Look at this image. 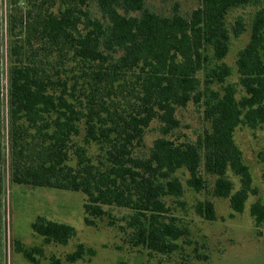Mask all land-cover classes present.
<instances>
[{
	"label": "trees",
	"instance_id": "obj_1",
	"mask_svg": "<svg viewBox=\"0 0 264 264\" xmlns=\"http://www.w3.org/2000/svg\"><path fill=\"white\" fill-rule=\"evenodd\" d=\"M259 2L202 0L185 16L178 4L162 14L146 0H96L98 16L87 0H11L6 99L0 71V157L6 109L11 180L84 192L87 223L103 217L104 206L131 208L128 242L150 254L174 252L189 232L167 201L184 204L178 171L196 192L208 183L204 172L213 176L214 195L229 198L232 215L243 212L258 189L235 131L264 123V5L238 53L237 83L229 81L234 72L225 58L233 35L248 27L242 17L230 26L228 15ZM190 102L201 104L210 122L196 140L176 136L177 111ZM153 121L160 134L140 153ZM258 157L264 165V150ZM229 171L239 177L236 190ZM2 179L0 169V185ZM194 208L206 219L216 216L212 200ZM250 213L259 226L264 203H252ZM31 227L46 243L65 245L76 235L74 226L42 216ZM17 251L34 264L44 256L40 246L18 244ZM95 253L80 243L49 264Z\"/></svg>",
	"mask_w": 264,
	"mask_h": 264
},
{
	"label": "rangeland",
	"instance_id": "obj_2",
	"mask_svg": "<svg viewBox=\"0 0 264 264\" xmlns=\"http://www.w3.org/2000/svg\"><path fill=\"white\" fill-rule=\"evenodd\" d=\"M10 2L11 0H0L2 21L0 71L5 99L9 86ZM201 3L202 0H146L147 7L162 14H170L178 4L180 12L185 16H189ZM87 5L93 13L100 16L96 0H87ZM263 5L264 0H260L258 5L238 7L231 10L228 15L230 26L236 18L242 17L248 27L240 36L232 37L230 50L225 58L234 72L229 81L237 83L239 80L236 64L238 53L250 39L249 24L254 12ZM237 86L241 90V86ZM177 115L180 126L176 136L181 139L196 140L199 134L210 127L201 104L190 102L186 107L179 108ZM3 117L5 120L2 129L3 152L0 157L3 177L0 185V264H34L17 251L18 244L25 248L42 247L44 256L41 257L40 264H49L52 256L64 260L65 256L73 252L80 243L94 248L95 255H87L84 259L67 264H264V222L256 225L250 213L252 203L257 200L264 203V165L258 157L259 152L264 150V123L255 129L241 125L235 131V141L243 152L244 162L250 168L253 186L258 189L256 195H249L244 211L232 215L229 198L214 195L213 176L204 172L208 183L205 189L196 192L186 184L188 174L185 171H178L185 186V194L180 198L184 204L181 205L170 197L167 201L172 207L171 214L185 225L189 232L186 237L179 239L180 248L174 252L150 254L148 249L132 246L128 242L132 231L128 225V219L133 212L131 208L104 206L106 214L98 218L89 217L93 223H87L84 192L12 181L6 109ZM159 134V123L153 121L147 128L144 143L138 151L148 152ZM229 176L234 181L235 190L238 189L239 177L232 171H229ZM199 200L214 202L216 210L214 219L209 220L197 214L194 206ZM39 216L74 226L76 235L65 245L46 243L31 227L32 222Z\"/></svg>",
	"mask_w": 264,
	"mask_h": 264
}]
</instances>
